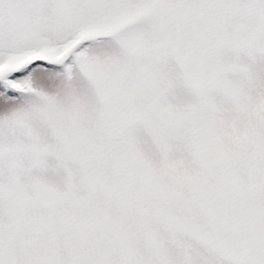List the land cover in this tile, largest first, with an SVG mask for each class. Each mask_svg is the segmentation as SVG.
<instances>
[{
  "label": "snow or ice",
  "instance_id": "snow-or-ice-1",
  "mask_svg": "<svg viewBox=\"0 0 264 264\" xmlns=\"http://www.w3.org/2000/svg\"><path fill=\"white\" fill-rule=\"evenodd\" d=\"M0 264H264V0H0Z\"/></svg>",
  "mask_w": 264,
  "mask_h": 264
}]
</instances>
